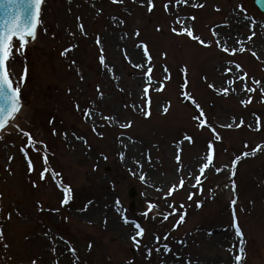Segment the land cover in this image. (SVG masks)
<instances>
[{"label":"rangeland","instance_id":"1","mask_svg":"<svg viewBox=\"0 0 264 264\" xmlns=\"http://www.w3.org/2000/svg\"><path fill=\"white\" fill-rule=\"evenodd\" d=\"M153 2L156 7L149 12L146 0H45L35 42L23 51L18 46L14 48L10 66L16 76L24 67L28 71L26 81L19 85L22 109L13 124L0 134V228L4 231L0 264H31L33 259L36 264H63L70 260L72 264H174L177 259L189 264H222L226 260L234 264L232 257L238 252L240 237L233 226V198L237 200L236 220L244 234L246 257L242 264H264V149L242 158L234 177L230 168L222 173L207 169L202 177L203 192L193 189L194 181L188 179V173L196 170L191 166L205 155L209 130L197 127L192 119L196 109L179 95L181 69L187 65L190 91L222 137L215 141L218 167L230 165L236 155L251 151L258 144L264 145V96L259 91L252 93L253 102L245 108L239 102L244 93L218 95L208 84L219 86L236 70L222 74L223 62L215 43L206 48L187 36L175 35L169 28L175 13L195 16V21L188 23L206 40H214V28L229 36L232 29L223 27V16L235 14L243 23L231 33L239 39L250 35V25H255L253 39H244L249 50L227 59L237 61L249 76L264 83V53L253 48L260 31H264V13L256 7L255 0H189L181 5L173 0L168 11L163 8L166 0ZM201 4L203 7H199ZM241 4L243 11L238 7ZM80 23L85 25L87 34L79 30ZM137 29L139 38L134 35ZM97 35L102 38L108 67L114 72L106 71L98 62L101 45L95 44ZM141 40L149 44L153 56L154 83L165 84L162 92L150 90L151 115L147 117L131 107L142 103L141 70L134 67L141 58L134 45ZM66 48L70 51L62 55ZM252 51L260 58L253 56ZM162 53H167V57ZM164 65L170 70V81L164 79ZM97 85L104 93L103 99ZM169 101L171 107L165 114L163 106ZM89 108L97 115L86 119L81 110ZM254 113L261 118L259 131ZM104 116L132 121L133 125L120 128L105 121ZM233 117L243 118L245 126L220 127L232 123ZM16 124L47 145L50 171L45 179L38 177L43 150L38 154L37 145L29 151L37 169L29 172L19 151L29 147L27 137ZM249 124L253 127L249 128ZM101 132L102 136L98 134ZM185 134L191 135L194 143L185 141ZM121 151L125 153L123 160ZM176 154L181 155L179 172ZM9 155L15 157L10 171ZM52 171L59 175L53 177ZM141 174L146 177L144 181L139 178ZM178 175L185 177L186 185L166 200L163 192L177 182ZM232 179L236 182L234 193ZM61 182L72 188L68 205L61 204ZM131 190L135 199L129 197ZM190 191L196 192L191 201L187 199ZM168 200L177 207L183 204L187 213L185 222L175 229L173 224L181 213L167 221L157 215L168 210ZM149 201L158 203L160 208L145 218L142 213ZM196 201H202V206L197 207ZM124 216L146 229L139 250L129 238L134 225H125ZM155 235L161 237L159 243L154 240ZM165 235L167 240L163 239ZM215 236L217 240L213 239ZM64 241L76 248L78 260ZM165 243L171 252L153 250L151 256L147 254V248L162 249ZM53 247L56 252L51 251Z\"/></svg>","mask_w":264,"mask_h":264},{"label":"snow or ice","instance_id":"2","mask_svg":"<svg viewBox=\"0 0 264 264\" xmlns=\"http://www.w3.org/2000/svg\"><path fill=\"white\" fill-rule=\"evenodd\" d=\"M116 3H122L123 0H114ZM143 2V0H142ZM174 2L177 5L181 4H187L189 3V0H174ZM45 3V0H0V8H3L7 6L8 14L7 17L2 21V26H0V131H4L6 129V125L8 124V120L10 117L14 118L15 114L19 113L22 108V100H21V87L19 86L21 83L26 81L27 78V67H24L21 71V73L18 75V77L15 74V70L10 66L11 60L14 57V48L18 46V50L23 51L26 48V45L28 43V38L30 37L32 40H35L37 37V28L42 23L41 20V5ZM173 3V0H166V2L163 4V8L168 11L170 10V4ZM146 6L147 11L152 12L154 8L156 7L153 0H146ZM199 7H203V5H199ZM241 11H243V5L238 6ZM219 11V9H217ZM173 23L169 25V28L172 33L178 36H187L192 41L197 42L199 45L211 48L213 43H215L217 51L221 54V61L222 63V74L228 75L233 73L234 70H236L235 75H228V78L221 82L219 86H217L215 83H209L208 87L216 91L218 95L228 96L230 93H244L245 96H242L240 98V104L243 107H247L249 104L253 102L252 93H256L259 91V93L264 96V83L260 79H257L255 77L249 76V73L244 70L242 65L238 63L235 60H229L227 59L228 56L235 57L237 53H243L249 49H247L244 46V39L251 41L253 37L256 35V32L252 30L255 25H250V35H247L244 39H239L236 36H223L221 35L215 28L212 29V35L214 37V40H206L201 37L200 34L196 33L194 28L190 26L188 23L189 20L195 21V16L191 17H183L179 13L173 14ZM227 23V22H226ZM79 30L84 33H86V28L83 23H80L78 25ZM157 31H161L160 28H157ZM134 35L136 37H140L141 33L137 29L134 32ZM15 38V39H14ZM231 42V44H230ZM95 44L101 45L99 48V54H98V62L99 64L103 65L108 72H114L113 68H109L108 64L106 62V55L105 49L102 46V38L97 35L95 38ZM136 48H138L141 52V60L139 62L134 63V67L141 70V76L140 79L142 81L141 84V93L139 94L141 97V104H133L131 107L135 108L136 111L143 112V114L147 117L151 115L150 106L152 104V98L150 96V90L154 92H162L164 91L165 84L163 82L154 83V77H153V69L155 67V64L153 63V56L150 51L149 44L144 41H139L138 43H135L134 45ZM70 51V49L66 48L64 52H62V55L67 54ZM127 56V53H125ZM162 55L166 58L167 53H162ZM252 55L256 56L258 59L260 58L259 55L252 51ZM76 62L73 60L72 64H75ZM163 70L165 73V80L170 81L172 79L170 75V70L168 69L167 65L163 66ZM183 73V80L182 84L179 85V95L184 98V100L191 103V105L194 106L196 109V112L193 114L192 119L196 122L197 127L200 130L208 129L209 130V136L205 141L204 145V151L205 155L200 158V160L197 162V165H192L191 167L195 168L196 170L193 172L188 173V179L194 181V183L191 185L193 189H196L200 192H203V181L202 177L205 175V172L207 169L211 168L214 169L217 173H222L226 169L230 168V175L234 177L236 175V166L239 163V161L244 158L248 157L250 155H255L258 151L264 149V145L258 144L256 145L251 151H244L241 155H236L230 165L225 164L222 167H218L216 164V157H217V149L215 146V141H219L222 139L220 133L217 131V128L213 126V123L209 122L208 117L205 113L204 108L202 105L197 101V99L192 95L190 91V81L188 79V67L185 65L181 69ZM83 79V76L80 77ZM113 78L114 75H113ZM205 81H207V76L202 77ZM250 81V83H249ZM239 84V87H235V85ZM70 91V90H69ZM120 91H123V89H120ZM97 92L101 99H103L104 93L101 91L100 86L97 85ZM125 107H128V105H125ZM171 107V102H167L163 106V112L166 114ZM77 108L79 109V105H77ZM84 116L86 119H91L93 116H96L97 113L92 108L89 109H82ZM254 116V124L257 131L260 130V116L253 114ZM103 119L105 121L113 123L115 126H118L120 128H131L133 125L132 121H125L121 122L117 117L115 116H104ZM232 119V123H225L221 124L220 127L223 128H240L245 126V121L243 118H230ZM249 128L253 127L252 124L247 125ZM17 129L20 130V132L23 133L24 136L27 137V145L28 148H20L19 151L23 154V156L26 159V165L27 170L29 172L37 171L33 159L29 156V151L31 148L36 147L39 145L40 147L37 149L38 154L40 153V150L42 149V155H43V164H42V170L38 171V177L39 179L43 180L46 177V174L49 173V169L47 168V164L49 162L48 160V152H47V145L42 139H37L33 137L32 133L29 131H25L24 129L20 128L18 124L15 125ZM55 131V130H54ZM93 131H96V124L93 123ZM99 135H103V133H98ZM67 136V133H65ZM0 139H3V136H0ZM184 140L189 143H194L193 137L191 135H184ZM86 143V141H85ZM247 147V145H245ZM120 159H125V153L121 151L119 153ZM105 159H107L106 156H104ZM15 157L12 155H9L7 157V162L9 165V171H10V163L12 160H14ZM150 159V158H149ZM175 159L178 163V172L181 171V155L176 154ZM136 163L139 165L140 162L136 161ZM142 167V165H141ZM131 171V169H130ZM51 175L53 177H57L59 173L52 171ZM133 175L135 173L133 172ZM140 180L144 181L146 179L145 175H140ZM186 185V179L184 176L178 175L177 182L172 184L166 192H163V195L165 199L167 200L168 197H171L176 193L177 191L183 189ZM62 188V200L61 204L68 205L72 196V188L71 186H64L61 182L59 185ZM231 188L233 193L236 190V182L234 179L231 180ZM158 191H163L162 189H158ZM2 193H0V198H2ZM196 195V192L190 191L188 193L187 199L193 200L194 196ZM120 201H115V204H119ZM203 204L202 201H196L197 207H201ZM231 204L233 205V220H234V228L236 235L240 237L239 241V248L238 252L232 257L234 264H242L243 260L246 257V250L243 246L244 240H243V232L240 228V225L238 221L236 220V209L235 205L237 204V200L233 198L231 200ZM160 205L158 203H153L151 201L148 202L147 210L142 213V215L145 218H148L149 213L153 212L154 209H159ZM167 208L166 211H160L157 213V215L161 216L164 221H167L170 216H175L177 213H181L178 216V219L173 224V228H178L182 223L185 222V217L187 215L185 211V206L183 204H180L179 207L175 205L174 201H167ZM43 210V209H41ZM58 210V209H57ZM121 209H117V211H120ZM9 219H11V214H9ZM156 217L153 216L152 219H155ZM123 223L125 225H134L133 231L130 234V240L132 241L134 247L139 250V248L142 245V239L145 235L146 229L141 225L140 222L131 220L128 216H124ZM47 235V234H46ZM4 237V231L2 228H0V240H2ZM62 241L64 240L63 237L60 238ZM164 240L168 239V235H165L163 237ZM154 240L159 243L161 241V237L159 235L154 236ZM65 246L67 247L68 251L71 253L72 257L76 258L78 260L77 256V250L75 247L71 246V242L64 241ZM4 247H8L7 244H4ZM89 249H91L92 245L89 244ZM155 250L157 252L164 251V252H171L172 249L169 247L167 243L162 245V249L157 247L155 249L147 248V254L151 256L152 251ZM51 251L56 252L57 249L53 247ZM31 264H36V260H32ZM57 264H59V261H57ZM69 264H72L71 260L69 261Z\"/></svg>","mask_w":264,"mask_h":264},{"label":"bare ground","instance_id":"3","mask_svg":"<svg viewBox=\"0 0 264 264\" xmlns=\"http://www.w3.org/2000/svg\"><path fill=\"white\" fill-rule=\"evenodd\" d=\"M221 19H222L221 22H222L224 28H229V30L232 29L231 32L229 33V35H231L232 32L236 31V29L240 28V26H243V23H241L238 20V17L235 14L229 15V18H226V17L223 16ZM230 44H231V42H230ZM253 48L255 49V51H257V52H259L261 54L264 53V31L263 30L260 31V39L256 42V44L253 46ZM139 60H141L140 57H138L137 61H139ZM13 122L9 126H11L13 124ZM213 239L217 240L218 236L213 237ZM227 261L228 260L224 261L222 264L231 263V261H229V262H227ZM64 262L65 263H63V264H69L68 261H64ZM174 264H189V263H187L184 260L177 259L176 263H174Z\"/></svg>","mask_w":264,"mask_h":264},{"label":"water","instance_id":"4","mask_svg":"<svg viewBox=\"0 0 264 264\" xmlns=\"http://www.w3.org/2000/svg\"><path fill=\"white\" fill-rule=\"evenodd\" d=\"M256 4L264 11V0H257ZM8 14V9L7 6L0 8V26H2V21L7 17ZM34 40H32L30 37L28 38V44L32 43ZM18 114V113H17ZM17 114H15L14 118L10 117L8 120V124L6 125V127L15 119V117L17 116ZM135 193L132 191L130 193V197L131 198H135Z\"/></svg>","mask_w":264,"mask_h":264}]
</instances>
